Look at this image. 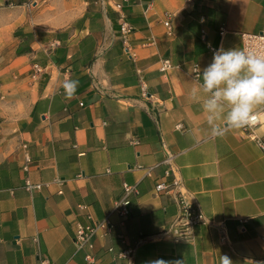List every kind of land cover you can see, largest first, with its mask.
Returning a JSON list of instances; mask_svg holds the SVG:
<instances>
[{
    "label": "crops",
    "instance_id": "obj_1",
    "mask_svg": "<svg viewBox=\"0 0 264 264\" xmlns=\"http://www.w3.org/2000/svg\"><path fill=\"white\" fill-rule=\"evenodd\" d=\"M263 29L264 0H0V264H120L118 233L134 264H264V105L251 135H213L190 99L208 46L242 49ZM167 154L210 220L191 240L155 236L177 212L154 191L164 167L147 173ZM124 183L138 190L129 219L78 248L75 223L101 220Z\"/></svg>",
    "mask_w": 264,
    "mask_h": 264
},
{
    "label": "built area",
    "instance_id": "obj_2",
    "mask_svg": "<svg viewBox=\"0 0 264 264\" xmlns=\"http://www.w3.org/2000/svg\"><path fill=\"white\" fill-rule=\"evenodd\" d=\"M125 1L128 0H116L113 1V3H108V1H106L104 4V0H100V4L121 11ZM165 16L163 24L169 29V16L168 14H165ZM119 32L124 42H126L134 32V27L126 20L122 19ZM219 33L220 35L223 34L222 28ZM217 48L218 47L208 46V52L211 57L213 55V50ZM242 49L264 52V29L258 33L242 34ZM125 50L128 52V46H125ZM170 66L169 60L165 59L161 61L159 69L164 71L170 68ZM193 74L195 77L200 75L197 64L193 66ZM255 116L256 122L253 125L241 128L242 131L248 135H251L253 129L259 124V117L256 113ZM25 160L26 162L23 165L24 170L27 169V165L30 161L28 157H26ZM159 165H162L164 169L161 178L154 186V191L156 194H167L171 196L177 212L171 224L166 229L159 231L155 236L167 237L175 242L191 240L194 226L198 224H208L210 220L192 201L191 194L186 189L178 169L173 164L172 155L167 154L162 161L148 167L147 173H150ZM40 186V184H33L29 180H25V188L27 190L39 189ZM123 190V197L113 202L110 210L106 212L101 220L91 222L90 216H87V222L82 223L77 221L75 223L73 236L78 248H83L85 246L91 247V239L93 237L105 238L108 234L113 232L117 225L123 226L129 219L131 216V198L138 195V190L135 185L127 183L123 184ZM114 216L117 218L116 221L113 220ZM116 237L120 242V247L117 250L113 247L107 248V251L112 253V259L117 260L120 264H134L135 246L127 244L126 237L123 233H118ZM85 260L88 263L100 264L89 254L85 255Z\"/></svg>",
    "mask_w": 264,
    "mask_h": 264
},
{
    "label": "clouds",
    "instance_id": "obj_3",
    "mask_svg": "<svg viewBox=\"0 0 264 264\" xmlns=\"http://www.w3.org/2000/svg\"><path fill=\"white\" fill-rule=\"evenodd\" d=\"M200 73L190 99L200 103L213 135L256 122V110L264 105V52L221 46L213 50L211 62ZM77 86L71 79L62 85L69 98Z\"/></svg>",
    "mask_w": 264,
    "mask_h": 264
}]
</instances>
